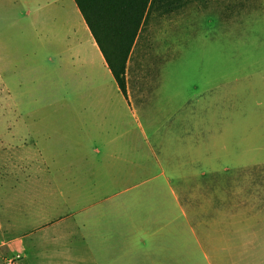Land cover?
Listing matches in <instances>:
<instances>
[{"label":"rangeland","instance_id":"obj_1","mask_svg":"<svg viewBox=\"0 0 264 264\" xmlns=\"http://www.w3.org/2000/svg\"><path fill=\"white\" fill-rule=\"evenodd\" d=\"M27 1L10 6L8 0H0V24L17 16L26 31L38 9ZM171 1L170 11L153 10L147 15L131 48L125 66L128 101L122 99L114 80L106 79L95 50L90 65L88 60L76 62L75 73L70 66L67 77L62 65L58 70L53 66L58 85L70 88L63 92L54 84L44 99L59 95L69 106L77 120L75 165L86 167L85 173L76 172L74 185L66 184L63 190L66 195L73 191L80 201L76 211L85 206L83 200L90 203L80 216L86 217L92 237L88 231L80 230L85 237L74 233V252L68 254L71 238L65 231L58 247L40 245L48 255H71L70 263L76 264L78 258L90 256L89 249L99 264L103 248L122 255L136 247V264H167L170 252L179 257L182 247L188 257L185 264H207L195 253L196 229L202 222L196 219L211 213L213 175L226 193L229 183L241 181L236 166L249 162L254 152L260 155L261 142L252 138L264 134L260 115L264 109L258 105L260 100L264 103V72L256 60L264 52V0ZM79 82L105 86L106 98L91 106L81 104L71 89ZM4 114L1 107L2 141ZM7 153L0 149V159ZM12 155L18 163V149ZM43 175L42 180L49 177ZM15 176L5 182L22 183ZM14 185L12 192L19 199L30 192ZM36 191L34 187L33 195ZM38 193L44 200L57 196L46 188ZM200 234L209 246V221L203 222ZM36 255L33 250V262L46 264ZM58 259L62 261L54 260ZM6 260L19 264L20 256Z\"/></svg>","mask_w":264,"mask_h":264},{"label":"crops","instance_id":"obj_2","mask_svg":"<svg viewBox=\"0 0 264 264\" xmlns=\"http://www.w3.org/2000/svg\"><path fill=\"white\" fill-rule=\"evenodd\" d=\"M8 1L10 6L28 4L27 0ZM30 3L37 4L38 9L26 31L17 16L0 24V108L3 107L5 113V136L3 141L0 139V149L8 152L0 159V264L17 253L19 264H39L32 261L33 250L41 263L45 260L46 264H73L70 263L71 255L62 257L58 251L57 257L62 261H55L57 257L42 252L44 247H40L44 244L58 247L60 239H65L61 234L69 231L66 234L71 242L67 247L71 248L65 251L71 254L76 242L75 239L72 241L74 233L79 231L85 237L80 230L88 231L87 236L92 237L86 217L80 216L90 203L83 200L85 206L76 211L80 201L76 200L73 191H67L66 195L63 190L66 184L68 187L70 183L74 185L76 172H86L85 166L75 165L77 120L59 95L55 96L56 99L45 100L44 94L53 92L54 84L63 92L70 88V85H58V79H54L52 73L54 65L57 70L62 65L63 75L67 77L70 66L74 72L76 62L88 60L90 65L92 50L98 52L97 65L105 69L106 79L113 77L74 0H31ZM26 12L29 14L30 9ZM59 17L62 21L58 24ZM10 28L16 32L13 34ZM262 39L261 45H264L263 36ZM256 60L261 62L260 71L264 72V52ZM116 87L122 99H131L129 86L126 97ZM71 89L76 90L77 100L83 105L89 103L91 106L92 102H102L106 98L103 94L106 88L102 85L93 87L90 83L86 86L79 82ZM138 90H131L132 98ZM258 105L264 109L261 100ZM260 115L263 117L264 111ZM78 121L83 123V119ZM257 137L252 140L261 142L260 155L254 152L250 159L247 158L249 162L235 168V172L242 174L241 181L229 183L224 193L219 181L216 185L213 175L211 213L198 215L196 219L202 222L196 229L195 253L197 257L201 255L207 264H264V134ZM16 149L18 163L13 161L12 155ZM84 152L80 150L79 154L84 155ZM43 174H49V177L42 180ZM13 175L22 183L5 182ZM13 183L30 192H23L19 199L12 192ZM34 187L36 194L39 189L46 188L50 195L57 196L44 200L39 193L33 195ZM138 221L137 215L136 223ZM204 221L210 222L209 246L205 245V238L200 234ZM133 227L136 229V225ZM135 248L122 255L115 249L103 248L99 264H136L138 250ZM87 251L90 256L73 258L78 262L76 264H97L91 250ZM178 251L181 253L179 257L170 252L167 264L188 261L187 255H183L186 249L181 247ZM125 254L127 261L124 260Z\"/></svg>","mask_w":264,"mask_h":264},{"label":"trees","instance_id":"obj_3","mask_svg":"<svg viewBox=\"0 0 264 264\" xmlns=\"http://www.w3.org/2000/svg\"><path fill=\"white\" fill-rule=\"evenodd\" d=\"M121 93L126 97L125 66L147 15L170 11L171 0H74Z\"/></svg>","mask_w":264,"mask_h":264},{"label":"built area","instance_id":"obj_4","mask_svg":"<svg viewBox=\"0 0 264 264\" xmlns=\"http://www.w3.org/2000/svg\"><path fill=\"white\" fill-rule=\"evenodd\" d=\"M5 264H13L12 260H6Z\"/></svg>","mask_w":264,"mask_h":264}]
</instances>
